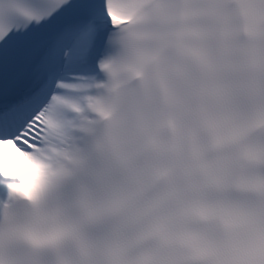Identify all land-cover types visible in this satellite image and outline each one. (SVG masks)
I'll use <instances>...</instances> for the list:
<instances>
[{"label": "clouds", "instance_id": "9594fccd", "mask_svg": "<svg viewBox=\"0 0 264 264\" xmlns=\"http://www.w3.org/2000/svg\"><path fill=\"white\" fill-rule=\"evenodd\" d=\"M112 5L103 79L0 189V264H264V22L216 0L165 43Z\"/></svg>", "mask_w": 264, "mask_h": 264}, {"label": "snow or ice", "instance_id": "6c2138e0", "mask_svg": "<svg viewBox=\"0 0 264 264\" xmlns=\"http://www.w3.org/2000/svg\"><path fill=\"white\" fill-rule=\"evenodd\" d=\"M150 3L160 40L181 44L189 35L182 30L187 19L211 12L216 0L204 7L193 0ZM242 9L251 22H264V0H242ZM120 20L112 0H0V189L20 182L13 174L18 157L43 145L55 123L87 100L92 82L103 79ZM195 211L215 214L210 206Z\"/></svg>", "mask_w": 264, "mask_h": 264}, {"label": "bare ground", "instance_id": "6f19581e", "mask_svg": "<svg viewBox=\"0 0 264 264\" xmlns=\"http://www.w3.org/2000/svg\"><path fill=\"white\" fill-rule=\"evenodd\" d=\"M9 152H11V149H9Z\"/></svg>", "mask_w": 264, "mask_h": 264}]
</instances>
